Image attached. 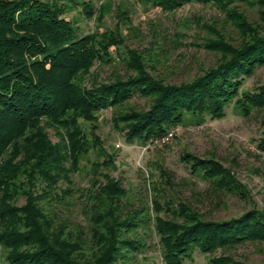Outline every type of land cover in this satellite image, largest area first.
<instances>
[{
    "label": "trees",
    "instance_id": "trees-1",
    "mask_svg": "<svg viewBox=\"0 0 264 264\" xmlns=\"http://www.w3.org/2000/svg\"><path fill=\"white\" fill-rule=\"evenodd\" d=\"M119 1L0 0V264H149L152 250L161 264H184L196 253L208 264H249L237 251L264 247V209L232 167L213 155L178 157L211 191L248 205L213 219L177 197L162 165L149 191L124 187L96 131L97 114L110 110L112 130L146 147L203 124L193 117L223 119L230 104L245 118L264 109V83L245 87L264 67V0H139L168 15L191 4L221 15L183 19L173 40L152 25L140 49L127 46L128 36H142ZM71 12L98 29L79 36ZM111 14L113 27L99 31ZM190 45L211 56L209 64L169 80L163 46L174 53ZM257 149L264 154V134ZM91 150L104 159L90 165L82 187L74 176Z\"/></svg>",
    "mask_w": 264,
    "mask_h": 264
},
{
    "label": "rangeland",
    "instance_id": "rangeland-1",
    "mask_svg": "<svg viewBox=\"0 0 264 264\" xmlns=\"http://www.w3.org/2000/svg\"><path fill=\"white\" fill-rule=\"evenodd\" d=\"M114 1L118 3V0ZM123 3L127 7L132 24L142 36L140 40L132 35L128 36L126 43L132 49L148 47L152 25H160L166 35L173 40V34L176 29L178 30L183 19L193 16L206 20L221 17L218 12L211 10L208 6L191 4L179 9L173 15H168L159 9L147 8L139 0L119 1L120 5H124ZM121 8L123 7L121 6ZM66 17L78 19L79 36L98 29V25L94 21L78 18L75 12L69 13ZM113 17L112 14L106 17L99 27V31L105 27L112 28L115 23ZM180 29L184 30L182 27ZM186 31L189 37L185 39L186 45L195 42L192 40L195 29ZM167 48L168 46H163L164 52L168 51V57L171 58L165 61V66L161 69H164L162 73H165V76H168L171 81L179 82L192 77L196 69L207 66L211 59V56H204L201 53L199 56L192 45L179 48L174 53L173 50ZM110 71L105 68L99 77L105 80ZM116 72L122 76L125 74L124 68L120 65H116ZM184 73L183 77L178 78ZM260 83H264V67L245 82V87L253 88ZM137 104L142 103L138 101ZM110 115V110L97 114L98 130L96 134L100 135L106 147H111L115 164L119 167L118 170H113V176L124 187L130 185L135 191L139 189L143 194V188L149 187L147 182L152 183L153 180L159 179L157 170L162 165L166 171L172 174L177 197L213 219L228 218L240 213L244 207H248L238 196L213 192L208 188L207 183L192 177L187 167L178 159L185 150L200 158L213 155L219 162L232 167L237 179L247 186L252 200L259 208L264 209V154L257 149L258 139L264 134V109L254 110L249 117L245 118L234 112L230 104L223 119L211 120L205 115L193 117V120L202 121L203 124L181 128L171 140L146 147L137 143H125L123 136L112 130ZM83 126L85 127V124ZM103 159L104 157L98 156L91 150L90 155L81 161V173L74 176L77 185L88 186L90 165L94 162H101ZM147 190L149 191V188ZM237 255L249 264H264V247L256 251L251 248L250 250L239 249ZM150 259L152 262L149 264H161L157 251L152 250ZM184 264L208 263L203 255L196 253L192 261H186Z\"/></svg>",
    "mask_w": 264,
    "mask_h": 264
},
{
    "label": "built area",
    "instance_id": "built-area-1",
    "mask_svg": "<svg viewBox=\"0 0 264 264\" xmlns=\"http://www.w3.org/2000/svg\"><path fill=\"white\" fill-rule=\"evenodd\" d=\"M200 128H201V127H200ZM173 135H174V131L169 132V134L167 135V137H165V138L163 139V142H164V141H168Z\"/></svg>",
    "mask_w": 264,
    "mask_h": 264
}]
</instances>
